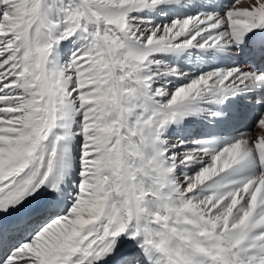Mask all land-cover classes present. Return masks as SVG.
<instances>
[{"label":"snow or ice","instance_id":"snow-or-ice-1","mask_svg":"<svg viewBox=\"0 0 264 264\" xmlns=\"http://www.w3.org/2000/svg\"><path fill=\"white\" fill-rule=\"evenodd\" d=\"M0 264H264V0H0Z\"/></svg>","mask_w":264,"mask_h":264}]
</instances>
